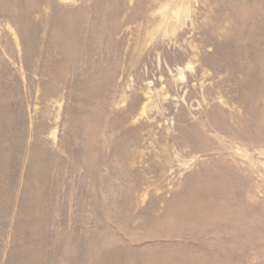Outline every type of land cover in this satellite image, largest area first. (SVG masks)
Here are the masks:
<instances>
[{
    "label": "rangeland",
    "instance_id": "rangeland-1",
    "mask_svg": "<svg viewBox=\"0 0 264 264\" xmlns=\"http://www.w3.org/2000/svg\"><path fill=\"white\" fill-rule=\"evenodd\" d=\"M0 264H264V0H0Z\"/></svg>",
    "mask_w": 264,
    "mask_h": 264
}]
</instances>
